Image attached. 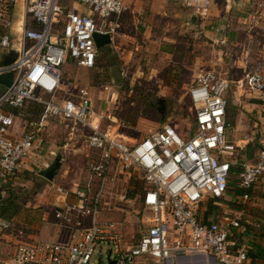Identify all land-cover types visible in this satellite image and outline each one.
Returning a JSON list of instances; mask_svg holds the SVG:
<instances>
[{
    "label": "built area",
    "instance_id": "2783aa9c",
    "mask_svg": "<svg viewBox=\"0 0 264 264\" xmlns=\"http://www.w3.org/2000/svg\"><path fill=\"white\" fill-rule=\"evenodd\" d=\"M123 10V0H74L69 8L56 0H0V60L10 53L14 56L9 65H0V74L11 73L10 85L0 91V180H10L22 160L36 150L35 135L47 119L63 127L67 140L80 139L94 152L74 190L54 189L60 204L52 210L56 239L15 241L10 255L0 256V264H95L91 257L96 247L101 252L106 247L111 264L246 262L245 249L233 239L245 231L237 219L203 223L197 217L204 199L219 201L227 191L228 155L235 150L225 139L228 81L223 75L206 71L189 87L194 133L187 138L168 124L132 137L120 131L114 117L93 111L85 89L77 91L76 101L60 96L64 61L92 69L93 34H107L110 39L118 35L110 20ZM18 11V28L12 29ZM243 84L264 108L261 71L249 72ZM110 89L102 88L105 103L113 100ZM27 103L40 105L42 112L30 125L33 131L13 139L9 131L14 116L8 109L21 110ZM112 171L136 172L144 184L140 203L146 215L133 241L126 239L119 222L98 219L99 208L111 195L107 175ZM262 177L264 150L253 161L240 164L236 186L246 191ZM12 228V220L0 217V231Z\"/></svg>",
    "mask_w": 264,
    "mask_h": 264
},
{
    "label": "rangeland",
    "instance_id": "374dc122",
    "mask_svg": "<svg viewBox=\"0 0 264 264\" xmlns=\"http://www.w3.org/2000/svg\"><path fill=\"white\" fill-rule=\"evenodd\" d=\"M138 1H141L138 16L135 14L134 19L127 23L125 20L121 22L122 25L117 29L119 35L112 34L109 45L96 49L92 69L77 68L70 61H64L60 67L61 97L76 101L77 91L85 89L93 111L98 115L114 117L120 125V131L132 137L144 136L162 124H168L181 137L187 138L194 133V109L188 98V89L199 74L214 71L233 82L244 80L255 69L264 75L263 59L248 57L241 64L233 65L230 54L224 55L230 53L229 49L182 26L180 22H183L185 14L171 10L170 15L161 17L158 12L163 9L162 6H154L156 11L150 12V1ZM56 3L69 8L74 0H56ZM181 8L179 5V10ZM123 13L124 10L118 18ZM258 48L261 49V45ZM104 86H110L114 94L109 103H105V94L101 93ZM229 87L233 88L230 82ZM230 89L226 95L227 111L234 112L229 103ZM35 110L39 113L40 107L35 105ZM37 119L35 117L32 122ZM245 122L252 124L250 118H246ZM59 128L63 131L61 146L68 145L63 150V158L74 180V184L68 188L59 187L72 191L86 171L94 152L86 148L80 139L67 140L63 127L59 125ZM233 154H229L228 158L231 159ZM107 177V190L111 195L104 200L105 205L99 208L98 219L103 222H119L126 239L133 241L142 228L140 220L145 214L140 203L141 190L144 188L141 175L136 172L120 175L112 171ZM234 178V175H229V187L233 185ZM23 180L28 181L24 184L27 186H11V179L0 185V190H4V199L10 194L20 209L13 221L14 228L0 231V237L11 235L14 242L32 241L28 237L38 235L37 228L42 214L51 215L53 210L37 201V194L47 189V181L42 176L37 178L34 175L26 176ZM27 203L28 206L24 207ZM202 207L213 210L219 217L223 215L221 205L218 202L211 203L209 198L199 205V213ZM18 231H21V235L17 234ZM12 247V242L6 244L5 250H0V256L7 258ZM100 250V247L95 248L91 261L95 264H111L106 257V247L102 252ZM198 262L201 263L200 260Z\"/></svg>",
    "mask_w": 264,
    "mask_h": 264
},
{
    "label": "crops",
    "instance_id": "0c3cea01",
    "mask_svg": "<svg viewBox=\"0 0 264 264\" xmlns=\"http://www.w3.org/2000/svg\"><path fill=\"white\" fill-rule=\"evenodd\" d=\"M149 1L150 12L156 11L154 6L163 7L158 12L161 17H166L167 14L170 15L169 11L171 10H178V14L181 15L185 14L183 22H180L182 26H186L187 30H194L211 42L225 46L227 50L229 49L230 53H224V55L230 54L233 65L241 64L248 57L263 59L264 61V0ZM140 2L138 0H123V15L117 19L112 18L110 25L112 27L115 25V30L117 31L119 26L122 25L121 22L125 20V23H127L128 20L134 19L135 14L138 16L141 9ZM205 2L206 4L203 5ZM179 5L182 6L180 10ZM19 12L14 18L12 29L18 28L16 22L20 19ZM259 45H261V49L258 48ZM262 63L264 67V62ZM243 81L242 79L234 82L228 81V90L230 89L229 82L233 87L230 89L231 97L229 103L234 112L227 111V108L225 112L227 125L225 139L235 148L232 158L229 159V163L233 167L229 175H234L235 181L229 187L228 178L227 191L223 198L219 201H214L221 205L220 209L223 210L221 217L206 207H202V212L200 213L197 211V217L203 223L217 222L222 217L237 219L245 227V231L235 234L233 239L236 245L243 246L246 251L247 259L245 264H264V177L246 191L236 186L235 175L239 171L240 164L253 161L258 151L264 150V108L257 100L256 94L246 89ZM2 89L3 87L0 86V91ZM35 105L27 103L21 110L8 109L14 116L13 126L9 131L11 138L17 139L23 132L34 130L30 125L37 113ZM246 118L251 119V125L245 122ZM56 124L54 119H47L43 122L41 131L35 135L36 150L22 160L19 169L11 178V186H27L24 184L28 183V181L23 180L26 176L34 175L37 178L42 176L45 179L43 173L53 168L55 174L50 180L45 179L50 186L47 185V189L37 194V201L44 204L46 208L51 209L60 205L54 188L59 187V185L68 188L74 184L72 175L66 168V161L63 158V150L68 145L63 144L61 146L63 131ZM83 176L84 174L82 178ZM82 178L79 179L76 185ZM3 182L0 180V185ZM244 195H246V198L243 197ZM0 199L4 200V190H0ZM27 206L28 203L24 204V207ZM16 215L12 216L10 220L15 221ZM38 225V235L28 238L32 240L46 237L51 240L56 239L57 227L54 225L52 212L51 215L49 213L42 214ZM0 240L1 251L5 250L6 244L9 242L14 245V238L11 235H3ZM13 247L10 252L13 251Z\"/></svg>",
    "mask_w": 264,
    "mask_h": 264
},
{
    "label": "water",
    "instance_id": "95a60500",
    "mask_svg": "<svg viewBox=\"0 0 264 264\" xmlns=\"http://www.w3.org/2000/svg\"><path fill=\"white\" fill-rule=\"evenodd\" d=\"M93 42H94L95 48L97 49L103 45H109L111 43V39H110L109 35H107V34L102 35V34L94 33L93 34ZM9 55L10 56H2L1 57V60H0L1 66L9 65L13 61V59H14L13 54L10 53ZM10 82H11V73L0 74V86L1 87L7 88L10 85ZM87 104H88L87 101H85L83 103L84 106H87ZM53 170H54L53 168H50L49 170H47L44 173L45 179H47V180L51 179L53 172H54Z\"/></svg>",
    "mask_w": 264,
    "mask_h": 264
},
{
    "label": "trees",
    "instance_id": "16d2710c",
    "mask_svg": "<svg viewBox=\"0 0 264 264\" xmlns=\"http://www.w3.org/2000/svg\"><path fill=\"white\" fill-rule=\"evenodd\" d=\"M28 104H30V103H28ZM32 104H35V103H32ZM38 106L40 107V111H39V113H36L35 114V115H37V116H35L36 118L37 117L39 118L40 117V114L42 112V107L40 105H38ZM232 168L233 167L231 165L230 166V171L232 170ZM142 192H143V187H142V190H141V194H142ZM210 201L211 202H214L215 200L214 199H210ZM18 210H19V206L15 203L14 198L11 197L10 194L7 196L6 199H4V200H1L0 199V217L1 218H3V219H10L12 216H14L15 214H17Z\"/></svg>",
    "mask_w": 264,
    "mask_h": 264
},
{
    "label": "flooded vegetation",
    "instance_id": "af4514ba",
    "mask_svg": "<svg viewBox=\"0 0 264 264\" xmlns=\"http://www.w3.org/2000/svg\"><path fill=\"white\" fill-rule=\"evenodd\" d=\"M159 104H161V103H159Z\"/></svg>",
    "mask_w": 264,
    "mask_h": 264
}]
</instances>
